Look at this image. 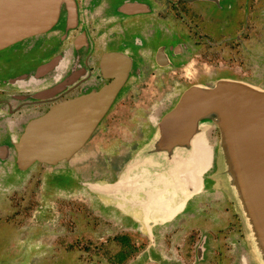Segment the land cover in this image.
<instances>
[{
	"label": "flooded vegetation",
	"instance_id": "af4514ba",
	"mask_svg": "<svg viewBox=\"0 0 264 264\" xmlns=\"http://www.w3.org/2000/svg\"><path fill=\"white\" fill-rule=\"evenodd\" d=\"M201 2L209 4L206 8L215 7L222 17L215 18L213 13L200 8ZM232 2L234 4L224 7L222 0H73L71 13L63 4L59 19L50 31L0 50V160L14 156L17 165L15 144L31 121L59 103L99 92L121 78L123 84L108 111L86 145L69 161L55 166L35 163L25 170L15 167L19 172L31 170L35 165H45L46 169L53 170L67 163V170L61 171V181H54L53 187L98 194L92 186L114 184L133 160V157L127 159L120 172L110 176L103 174L101 169L95 171L100 177L89 172L74 174L72 160L86 149L105 123L127 128L112 136L116 144H111L110 155L113 156L109 168L114 171L120 146L127 145L130 150L135 144L147 146L159 132L163 118L190 88L210 87L221 80H231L264 90V0ZM207 137L214 160L204 175V185L198 196L207 192L214 181L209 172L216 166L219 131L211 130ZM230 198L229 195L227 201L230 203L226 209L228 205L233 207L235 200L233 196V200ZM194 199L189 200L173 220L161 223L162 226L154 224V219H148L143 212H137L133 217L125 216L117 204L102 202L138 228H145L150 242L141 252L145 254V262H140L141 249L136 246L91 248L75 246L73 240L72 246L61 247L85 259L90 258L95 264H104L106 256L120 252L125 255L123 261L112 259V263L221 264L204 261L209 234H202L194 248L189 245L193 244L192 231L203 229L212 222V207L201 211L202 200ZM33 206L34 216L40 217L43 214L40 202L35 204L26 198H12L7 202V207L14 210L13 216L21 222L26 212L33 211ZM233 219L232 216L229 224L226 220V227L232 225ZM181 220L185 222L179 225ZM181 228L191 232L179 239L177 247L155 245L162 236L170 240L174 233L179 235L183 232ZM98 232L104 240L112 237L120 244L124 239L128 240L111 232ZM45 233L49 231L32 238L43 239ZM90 238L77 237L88 242ZM168 255H177L178 262H173ZM240 258L242 264H248L244 255Z\"/></svg>",
	"mask_w": 264,
	"mask_h": 264
},
{
	"label": "water",
	"instance_id": "95a60500",
	"mask_svg": "<svg viewBox=\"0 0 264 264\" xmlns=\"http://www.w3.org/2000/svg\"><path fill=\"white\" fill-rule=\"evenodd\" d=\"M63 4L71 13L73 0H0V50L50 31ZM122 84L123 79L117 78L101 91L59 103L31 121L15 144L18 168L69 161L86 145ZM215 129L220 134L217 176L235 199L264 261V90L258 87L221 80L210 87L190 88L163 118L154 139L128 163L125 174L114 184L92 188L106 201L117 204L125 216L143 212L154 219V224L169 222L202 191L204 175L214 160L210 145L204 164L208 168L199 171L195 165L178 176L177 180L183 176L182 192L173 200L185 198V202L165 222L154 213L156 210L145 211L150 194L143 180L165 178L179 159L178 164L187 160L197 136ZM134 177L141 180L139 184L132 182ZM128 182L138 189H130ZM156 187L159 192L160 183Z\"/></svg>",
	"mask_w": 264,
	"mask_h": 264
},
{
	"label": "rangeland",
	"instance_id": "374dc122",
	"mask_svg": "<svg viewBox=\"0 0 264 264\" xmlns=\"http://www.w3.org/2000/svg\"><path fill=\"white\" fill-rule=\"evenodd\" d=\"M232 1L222 0V3L224 7H227L234 4ZM207 5H209L207 2L199 4L200 8L213 13V17L219 19L222 17L215 7L206 8ZM212 28L216 31L215 24H212ZM126 130L127 128L124 126L105 123L89 141L86 149L72 160V168L75 169L74 174L78 175L80 172L81 174L82 172L97 174L95 171L98 169L109 176L114 172H120L125 165L123 162L134 158L144 145L135 144L131 150L127 145L125 147L120 146L118 161L113 165L114 171H112L109 168L112 163L111 156H113L110 155L112 152L111 144L114 142L112 136ZM137 148L138 151H136ZM77 162L79 163L75 165ZM16 166L14 156L6 161L0 160V264H95L91 262L92 260L90 261V258L85 259L83 256L82 258L78 254L63 249L66 246H72L70 243L73 240L75 246L85 245L91 248L136 246L141 249L139 252L140 262H145V254H141V252L143 248L150 245V242L145 235L144 227L138 228L136 224L127 221L125 216H120L117 211L105 206L102 202H106L107 205L111 203L98 194L92 192L89 194L87 190L83 189L69 191L60 190V187L58 189L53 187L54 181H61V171L67 170V163L61 164L53 170L46 169L45 165H35L34 168L25 172H19L15 169ZM209 175L214 178L210 188L206 190L207 192L201 193L200 196L197 195L198 197L195 196L196 198L193 197L191 200L194 198L195 201L202 200V203L199 204L201 211L212 207V222L203 229L193 230V240L191 241L193 244L189 245L194 248L202 234H209L208 251L204 261L242 264L240 257L244 255L248 259V264H264L236 202L233 201V207L228 205V209H226L227 204L230 203V200L227 201V199L229 195L232 199V194L218 178L216 166L209 172ZM97 177L100 176L97 174ZM91 178L95 179L92 176ZM69 184L71 183L69 182ZM14 188L17 190H13ZM12 198L13 200L26 198L35 204L42 203L43 214L38 218L36 215L34 216L35 205L33 211L26 212L27 215L21 222L17 216H13L14 210L11 211L7 207V202ZM232 216L234 218L232 225L226 227V220L228 219L229 224ZM184 222L183 220L179 221V225ZM157 226H162V224L158 223ZM221 227H223L222 230ZM98 230L111 232V234H117L120 237L124 236L128 240L124 239L122 244L118 239L112 237L104 240L98 236ZM181 230L182 233L179 235L174 233L170 240L166 239L167 236H162L155 245L157 247H177L179 239L188 236L191 232L188 229L183 230L181 228ZM45 231H49V233H45L47 235H44L43 239L32 238L35 235L40 236ZM79 235L91 238L89 242L84 239L78 240ZM189 245L186 244V246ZM44 246L49 249L43 248ZM124 256L122 252L114 256H106L104 264H114L110 261L112 259L123 261ZM167 257H170L173 262H178L177 255H168Z\"/></svg>",
	"mask_w": 264,
	"mask_h": 264
},
{
	"label": "bare ground",
	"instance_id": "6f19581e",
	"mask_svg": "<svg viewBox=\"0 0 264 264\" xmlns=\"http://www.w3.org/2000/svg\"><path fill=\"white\" fill-rule=\"evenodd\" d=\"M208 145L209 140L206 134L197 136L193 143L194 149L184 163L178 164L181 161V159H179L177 162V166L175 168H171L165 178H156L153 182L147 178L143 180V184L146 188L149 189L150 194V198H148L149 200L144 204L147 214L151 213V210H156V212L154 213L160 215L161 220L165 222L169 219V217L173 216L180 210V208H182L185 202V198L179 201L173 200L176 198L178 192H182L181 189L183 187V184L181 181L183 180V176H181L180 179L177 180L178 176L185 173V171L188 169L193 170L195 165L198 166L199 171L201 170V168L204 170ZM206 168H208V166L205 167V169ZM133 179H136L132 182L137 185L139 179L136 177H134ZM132 182H128L129 188L132 190L138 189ZM159 183L160 191L158 192V187L156 186H158ZM152 193H154L155 195ZM165 193L168 196V199L166 198L167 196H165ZM185 194L187 197V193ZM173 201L176 203H174Z\"/></svg>",
	"mask_w": 264,
	"mask_h": 264
}]
</instances>
